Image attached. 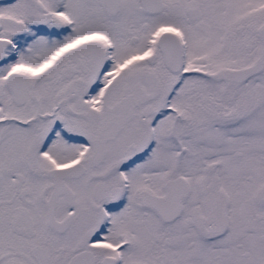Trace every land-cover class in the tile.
<instances>
[{"label": "snow or ice", "instance_id": "obj_1", "mask_svg": "<svg viewBox=\"0 0 264 264\" xmlns=\"http://www.w3.org/2000/svg\"><path fill=\"white\" fill-rule=\"evenodd\" d=\"M0 264H264V0H0Z\"/></svg>", "mask_w": 264, "mask_h": 264}]
</instances>
